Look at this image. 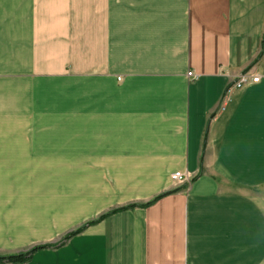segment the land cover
<instances>
[{
  "label": "crops",
  "instance_id": "0c3cea01",
  "mask_svg": "<svg viewBox=\"0 0 264 264\" xmlns=\"http://www.w3.org/2000/svg\"><path fill=\"white\" fill-rule=\"evenodd\" d=\"M263 36L264 0H0V256L117 210L25 264H264Z\"/></svg>",
  "mask_w": 264,
  "mask_h": 264
},
{
  "label": "trees",
  "instance_id": "16d2710c",
  "mask_svg": "<svg viewBox=\"0 0 264 264\" xmlns=\"http://www.w3.org/2000/svg\"><path fill=\"white\" fill-rule=\"evenodd\" d=\"M263 53H264V36H263V41L261 43V50H260V53L257 56L256 60H258L259 58H261V56L263 55ZM173 192L163 193V194L155 197L152 201H150L149 203H147V204H145L143 206H148V205L156 202L158 199L162 198L163 196L168 195V194H171ZM128 207L129 208L130 207H133V205H129ZM125 208L126 207H124L122 209H125ZM115 211H117V210L111 211L109 213H106L105 215H102V216H100V217H98V218H96L94 220H91V221L87 222L83 226H81V227L75 229L74 231H72V232L64 235L58 243L38 245V246L31 247V248H29V249H27L25 251H22V252H18V253H15V254H9V255L0 256V264H25L26 262H28L31 259V256L35 252L40 251V250H44V249H48V248H54V247H56L57 245H59L62 242L66 241L67 239L71 238L72 236H75V235L79 234L87 226L96 224L97 222H99L100 220H102L104 217H106L109 214L114 213Z\"/></svg>",
  "mask_w": 264,
  "mask_h": 264
},
{
  "label": "built area",
  "instance_id": "2783aa9c",
  "mask_svg": "<svg viewBox=\"0 0 264 264\" xmlns=\"http://www.w3.org/2000/svg\"><path fill=\"white\" fill-rule=\"evenodd\" d=\"M191 76H192L191 72L187 73V77H191ZM258 82H259V78L252 76L248 72L240 74L237 77L236 81L230 87H228L225 90V93H224V96L222 98V102L220 104L219 110L222 111L224 109V104H225V102H227L229 100L230 93L233 89L241 90L247 86L256 84ZM170 180L173 183L183 184L187 180V177L184 176L183 174L177 172V173H174L170 176Z\"/></svg>",
  "mask_w": 264,
  "mask_h": 264
},
{
  "label": "rangeland",
  "instance_id": "374dc122",
  "mask_svg": "<svg viewBox=\"0 0 264 264\" xmlns=\"http://www.w3.org/2000/svg\"><path fill=\"white\" fill-rule=\"evenodd\" d=\"M183 175L187 177V180H186V181H188V178H189L188 176H189V175H188L187 173H186V174H183ZM174 184H175V185H181V184H177V183H174Z\"/></svg>",
  "mask_w": 264,
  "mask_h": 264
}]
</instances>
